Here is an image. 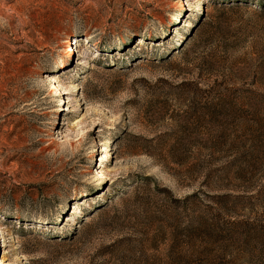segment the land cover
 <instances>
[{
    "label": "rangeland",
    "instance_id": "1",
    "mask_svg": "<svg viewBox=\"0 0 264 264\" xmlns=\"http://www.w3.org/2000/svg\"><path fill=\"white\" fill-rule=\"evenodd\" d=\"M181 1L0 0V261L264 264V0Z\"/></svg>",
    "mask_w": 264,
    "mask_h": 264
},
{
    "label": "bare ground",
    "instance_id": "2",
    "mask_svg": "<svg viewBox=\"0 0 264 264\" xmlns=\"http://www.w3.org/2000/svg\"><path fill=\"white\" fill-rule=\"evenodd\" d=\"M182 3L179 5V7H178V9L179 10H183L184 9V0H182L181 1ZM72 41H70V51L67 53V59H69V58H71L72 56H74L75 55V53H76V51H77V45H78V43H76V47H75V49H74V47H73V44L71 43ZM75 88V87H74ZM61 92H62V90H61ZM97 148V147H96ZM96 148H95V150H96ZM99 151V150H98ZM93 157V156H92ZM101 177H102V179H107L106 178V176L105 175H103V174H101ZM75 209H76V211H74V213H76L77 212V207H75ZM2 264H5V263H3V260H1L0 261Z\"/></svg>",
    "mask_w": 264,
    "mask_h": 264
}]
</instances>
